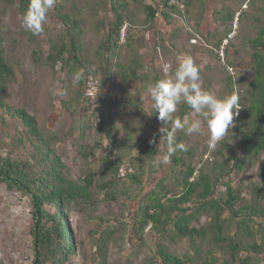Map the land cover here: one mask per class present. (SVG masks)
<instances>
[{"label": "trees", "instance_id": "1", "mask_svg": "<svg viewBox=\"0 0 264 264\" xmlns=\"http://www.w3.org/2000/svg\"><path fill=\"white\" fill-rule=\"evenodd\" d=\"M148 1L156 0H105L96 4L56 0L48 19L55 17L62 26L61 31L55 40L50 39L47 56L37 49L32 53L37 66L53 71L59 68L66 75L64 89L67 93L62 104L74 119L72 131L78 134L77 154L85 160L97 156L96 149L85 146L93 130L99 137L98 148L102 149L103 142L108 141L98 171L89 167V172L80 178L72 176L58 154L61 137L46 135L26 108L11 102L9 90L17 83V72L8 62L4 35L0 31V185L28 197L32 203L34 258L31 264H68L79 245L70 222L77 206L90 203L96 195H101L106 203L118 202L120 194L129 196L128 186L143 188L141 174L145 169L153 176L161 169L156 161L167 153L166 132L171 124L162 122L160 137L165 154L160 150L158 137L146 138L134 157L135 163L126 166V146L118 137V112H129L126 116L139 114L142 94L121 101L117 89L125 93L128 84L140 83L147 90L150 84L161 79L164 72H160L157 65L144 64L143 36L153 33L158 40L157 50L165 53L171 48L173 54L179 34L186 30L189 36L199 33L210 0ZM215 1L219 7L214 11V21L224 27V32L210 34L208 53L223 64L220 50L233 32L236 14L229 4L240 2L247 6L241 12L240 24L256 28L258 32L255 38L242 44L252 62L253 80L246 98L239 97L240 114L234 117L229 135L212 150L215 162L200 172L191 162L198 157L195 151L188 147L187 151L177 148L169 160L166 176L140 201L133 216L134 235L139 242H144L145 233L151 227L157 238L155 256L148 264H195L198 259L204 264H251L252 258H264V160L258 182L246 186L250 201L230 181L232 176L244 174L247 168H255L264 155V0ZM0 3L6 9L17 10L22 17L29 6V0H0ZM104 12H110L112 18L109 20ZM158 19L174 27L169 39L157 28ZM178 19L183 22L182 27L176 25ZM127 24L130 32L123 46L120 36ZM90 25L101 39L93 56L84 44ZM24 33L29 42L39 43L42 33L33 35L25 29ZM233 43L230 40L225 47V65L228 63L224 66L228 74L225 87L229 94L239 96L236 78L228 71L229 67L238 68L229 55L230 49L236 48ZM125 50L128 62L123 64L121 53ZM236 54L239 56V52ZM80 70H83L81 79L73 87L69 80ZM150 70L152 77L144 75L143 72ZM87 74L97 76L102 89L109 86L100 120L89 113L85 96ZM191 113L182 103L177 107L175 118L182 120ZM123 118L125 129L128 118ZM175 137L177 144L186 145L185 136L179 130ZM234 140L237 146L232 149L230 145ZM124 167L134 171L120 178L119 172ZM221 186L226 189L223 193ZM205 216L209 222L203 226L201 221ZM109 235L106 232L98 241L102 256L105 247L102 244ZM165 241L188 242L192 254L178 258L167 251ZM204 244L211 248L205 252V257L200 255ZM218 250L223 255L222 261L214 256Z\"/></svg>", "mask_w": 264, "mask_h": 264}, {"label": "rangeland", "instance_id": "2", "mask_svg": "<svg viewBox=\"0 0 264 264\" xmlns=\"http://www.w3.org/2000/svg\"><path fill=\"white\" fill-rule=\"evenodd\" d=\"M79 3H99L105 0H77ZM156 0L155 2H160ZM149 3H155L148 1ZM175 2V0H174ZM235 10V21L232 32V43L234 47L229 51V55L234 61L236 88L241 99L246 98L249 94V84L253 80V72L250 71L252 62L247 50L242 48L247 40L257 36V29L242 27L240 24V15L247 6H243L240 2L229 4ZM219 6L215 0L208 3L207 13L202 20L199 33L188 35V31L179 34L176 40L177 49L173 52L170 48L165 53L158 51L156 48L157 38L152 34H146L144 37L145 44L141 55L144 58V64L151 67L157 65L160 72H164L166 64H172L173 67L177 62L178 54H189L193 57L200 69L201 84L205 90H208L218 97L230 95L225 87V81L228 76L224 63H218L208 53L210 44L207 39L210 34L217 33L222 35L224 27L214 21V11ZM103 15L109 20L112 18L110 12H104ZM178 27L183 26L181 20H177ZM126 26V45L130 25ZM61 25L57 24L55 17H50L44 25V32L39 37V43L29 42L24 33L23 17L17 10L6 9L0 3V31L4 35L5 47L8 62L17 72V83L10 88L11 102L17 106L24 107L32 116H34L40 127L46 135L58 134L61 137V143L58 147V154L61 156L65 164L70 168L74 178L83 177L89 172V167L98 171L100 159L103 151L108 145V141L103 142V148H98L99 137L95 130L90 132L89 139L85 142L87 149H96L97 156L88 160L83 159L77 154L78 134L73 133L72 125L73 117L65 112L63 108V99L66 98L67 90L64 89L66 75L57 69L55 71L37 66L33 59L34 50H40L45 56L50 52V39L55 40L61 31ZM157 28L167 35V38L174 31L173 26H166L161 20H157ZM140 33V32H139ZM169 39V38H168ZM85 46L94 55L101 41L100 36L93 31L92 25L85 37ZM211 43L214 41L210 39ZM171 45L172 40H168ZM236 52H239L236 54ZM121 63L128 62V51L121 53ZM96 67H94L95 69ZM153 75L150 70L143 72ZM164 75V73H163ZM162 75V78H163ZM114 76L118 79L116 72ZM102 79V75H100ZM74 87L77 80L72 76L69 80ZM104 88V87H103ZM57 90H63L64 95L56 94ZM105 94L109 91V86L104 89ZM139 93L142 94L141 111L128 115L129 112L120 111L117 117V126L119 128V140L125 144L126 166H132L135 163L134 157L137 156L138 148L141 142L146 138L159 139L161 152L165 154L163 140L160 137L163 126L162 121L158 119V113L154 112L152 107L153 101L143 89L140 83H130L127 85L126 92L121 93L117 89V97L121 101L126 99H135ZM246 106V105H245ZM178 107V106H177ZM244 105L242 106V108ZM241 110V108H240ZM239 110V114H240ZM127 111V110H126ZM127 117V126L123 129L124 117ZM237 116V115H236ZM189 119L197 118L195 113H191ZM154 124L153 126H151ZM161 130V131H160ZM185 136L186 147L195 151L198 157L191 159L193 167L200 172L206 166H210L215 162V158L211 153L213 149L208 146L209 133L207 125H202L201 133L186 134L185 131L179 130ZM227 137V136H226ZM225 137V138H226ZM222 141V140H221ZM220 143V142H219ZM231 148L237 146V141L231 142ZM196 155V156H197ZM162 161V157H159ZM264 155L256 163L255 168L250 170L247 168L244 174L232 176L231 183L237 188L247 201H250L246 186L251 182H258V173L262 166ZM161 167L157 175H151L147 169L141 174L143 180V188L138 189L137 186H128L129 196H121L118 202L106 203L102 200V196L96 195L90 203H81L77 206L75 212L71 216L72 229L76 235L78 249L72 261L68 264H148L155 256L157 238L154 231L149 227L145 233L144 242H139L133 232V216L137 210L140 201L147 192L156 186L160 179L164 178L169 171L170 161L168 163H158L157 167ZM124 185H122V189ZM226 189L221 186L220 192ZM93 202V203H92ZM92 203V204H91ZM209 222L206 216L202 218L201 225L205 226ZM34 228L33 206L28 197L9 191L4 185H0V261L2 264H31L33 255V235ZM106 232L110 235L106 240L103 256L99 252L98 241ZM167 251L178 258L183 259L192 254L189 249L188 242L181 241H165ZM209 248L207 244L202 247L203 257ZM205 255V256H204ZM198 256V255H196ZM214 256L222 261L221 252L215 251ZM204 260V259H203ZM200 259L195 264H204ZM251 264H264V258H252Z\"/></svg>", "mask_w": 264, "mask_h": 264}, {"label": "clouds", "instance_id": "3", "mask_svg": "<svg viewBox=\"0 0 264 264\" xmlns=\"http://www.w3.org/2000/svg\"><path fill=\"white\" fill-rule=\"evenodd\" d=\"M55 3L56 0H29L23 17L25 31L33 35L41 34L47 23L48 13ZM82 73L83 70H80L75 74L77 81L81 79ZM147 93L153 101L152 107L154 112L158 113V119L163 124H171V128L166 132L167 153L162 161L157 160L156 163H168L177 148L187 151L186 145L176 143L177 130H183L186 134H198L202 131V125L206 124L209 133L208 146L215 149L217 144L229 135L234 117L239 114L241 108L238 95L218 97L202 87L200 69L189 54H178L174 67L172 64H166L163 78L150 84ZM56 94L65 93L63 90H57ZM182 103L186 104L197 118H175L177 106Z\"/></svg>", "mask_w": 264, "mask_h": 264}, {"label": "built area", "instance_id": "4", "mask_svg": "<svg viewBox=\"0 0 264 264\" xmlns=\"http://www.w3.org/2000/svg\"><path fill=\"white\" fill-rule=\"evenodd\" d=\"M232 35L233 34H231L229 38L225 40L224 45L220 50V56L224 64H225V56H226L225 47L229 44L230 40L233 39ZM125 38H126V26H124L123 30L121 31L120 40L122 44L125 43ZM228 71L231 75H235L234 73L235 69L233 67H229ZM85 96L88 101L89 113L91 115H94L96 119L100 120L104 98H105V92L102 89L100 79L93 74H87ZM133 171L134 170L132 168L127 169L126 167H124L120 170L119 177L125 178L127 174L133 173Z\"/></svg>", "mask_w": 264, "mask_h": 264}]
</instances>
